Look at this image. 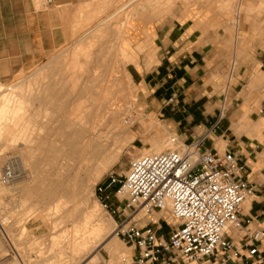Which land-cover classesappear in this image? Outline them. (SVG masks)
Returning a JSON list of instances; mask_svg holds the SVG:
<instances>
[{
  "label": "rangeland",
  "instance_id": "rangeland-1",
  "mask_svg": "<svg viewBox=\"0 0 264 264\" xmlns=\"http://www.w3.org/2000/svg\"><path fill=\"white\" fill-rule=\"evenodd\" d=\"M199 3L201 7L205 9V16L207 19L215 20L227 26L231 34L234 35L230 61L232 58H235L238 64H247L253 60V74L248 84L249 90L245 93L256 94L259 101V99L264 97V81L261 82L260 79L261 76L264 75V0H89L88 3L84 4L86 7L83 5L77 7V20L68 24L65 32V39L59 47L50 51L41 63L36 65L33 69L23 71L15 75L11 81L1 85L2 88L6 89L18 82L24 83L25 85L32 81L38 83L52 81L51 84L53 85L54 93L47 96L49 101L48 98L43 104L34 101L31 103L32 106H30L32 122L29 127L38 131V128L42 126L46 129L57 127L59 125L58 121L62 116L67 117L65 119L69 118L68 122H70V118H75L76 114L78 115L81 113L79 107L83 104V99L77 97L75 94L76 89L79 90L86 84L85 80L87 78L91 84L95 86L100 83L105 84V81H108L107 84L109 87H112L111 89L114 90L117 88L118 90L116 97L118 99L119 109H121L119 110V118L120 122H122V127L119 126L116 128V130L119 129L122 131L119 132V130H117L114 136H111L112 139L110 140L109 148L113 149L116 147L119 139L126 131H132L136 134L135 139L122 148L118 160L104 167L99 172L97 167H95L100 164L97 161L93 166H90L91 168L89 167L88 170H81V172L75 174L74 172H76L81 159L74 160L66 157L63 152H56L53 158L55 160H52L50 163H43L41 160L38 161L39 177L34 172L35 169L32 166L29 155L31 152L32 154H37L36 157L38 159L39 153L35 147L31 152L27 149L25 139H22L24 138V128L23 131L18 129L16 132V138H18V143L16 145H13V143L8 140L9 138L0 135V170L9 165L10 161L18 159L20 167L27 172L28 176L27 178L17 180L11 187H3L0 190V228L2 232L5 233H0V244L2 248L0 251V262L2 264L6 262V264H65L66 262V264H73L77 258H68L75 257L72 251L66 248L65 244L62 245L63 247L61 246V250V247L59 248L60 245H55L54 243L61 241L62 235L69 231L73 232L74 228L83 229L86 224L84 216H86L88 212L93 215L95 214L93 218L98 219L99 217V220H101V223L105 227L96 237L98 241L105 236H113L116 240L113 246L116 250L118 249V252H110L100 245L96 252L99 256V262L97 264H119L121 257L130 256V247L115 235V220L104 213L95 199V185L104 179L105 175L109 172L124 173L131 159L147 154L145 150L152 149L155 145L159 144V141L164 146L161 151L176 147V145H172L170 142V138L174 136L172 132H170L163 123L156 119L149 118L146 114L144 103L140 100L141 93L145 91L144 88L133 82L131 78L129 79L126 74V71L128 72L126 66L132 61L129 56L133 49V44L130 48V30L134 28L135 16L141 18L145 22H149L153 19H161L166 16H173L175 13H178L182 18H186L193 16L194 13L197 12ZM121 6L122 8L124 7V9H122ZM117 9H119V12L111 16L109 20L105 22V24L108 25L106 29L94 30L91 32V36L84 40L85 44L82 45L80 50L82 51L85 49V52L95 57L90 64L92 70L86 75L87 78H85V76L81 77L80 71L82 67L85 68L84 58L82 56H80L81 58L78 57V62L73 64L66 62V60L71 57L75 47V36H78L84 28H89L97 24L98 21L104 19L108 14ZM135 12H137L136 15ZM121 32L123 35H121L119 39V44L122 49L118 50L114 41L117 40V35ZM93 41L95 46L93 45L91 47L89 44L93 43ZM71 46H73V48ZM136 49L139 51L143 50L140 46H137ZM61 51L64 52L61 53ZM96 58L99 63L101 60L111 69V74L105 75L107 80H105L106 78L104 79L103 76H100V69L96 66L98 61L95 62ZM67 67L68 69H66ZM68 74L70 75L69 77ZM256 74L258 76H255ZM253 77L255 81H253ZM60 79L62 82L59 81ZM68 98H70V100ZM119 98L122 100L120 101ZM258 104V102H255V106ZM71 106H73V108ZM71 109L73 110L71 111ZM25 125H27V123H24L23 127ZM48 126L50 127L47 128ZM44 130H41V132ZM120 135L121 137H119ZM53 136V133H51L48 139L57 144L56 137ZM114 137L117 140H115ZM89 169H91L92 172H89ZM49 172L59 174L56 175V177L53 176L46 180H42L41 176L50 174ZM96 173H98V175H96ZM29 174L31 176L33 175V177ZM53 183H58L60 186L62 185V187H60L61 189L54 194L56 197H45L44 199L39 195L41 189H39V191L36 190V193H34L35 191L28 190L29 187V189H38L42 184L43 188ZM38 185H40V187H38ZM61 190H63V192ZM29 193H31V195ZM147 216L148 215L143 216L141 222ZM93 218L91 219L93 220ZM91 219H88L87 222H92ZM5 236L9 241L5 239ZM11 245L17 249V252L19 250L23 257H16V253ZM58 250H60V252ZM7 253L10 255L5 257ZM59 254H62V258Z\"/></svg>",
  "mask_w": 264,
  "mask_h": 264
},
{
  "label": "crops",
  "instance_id": "crops-1",
  "mask_svg": "<svg viewBox=\"0 0 264 264\" xmlns=\"http://www.w3.org/2000/svg\"><path fill=\"white\" fill-rule=\"evenodd\" d=\"M88 2L0 0V84L33 69L59 47L68 24L77 20V7ZM129 37L133 49L126 74L144 88L140 100L149 118L163 123L178 143L207 134L201 149L233 153L243 166V177L254 185L240 214L251 223L241 231L228 232L239 257L226 261L225 254L217 251L214 256L187 261L167 252L158 264H264V238L254 242L248 231L264 232V97L258 101L256 94L245 93L253 60L230 61L234 35L227 26L207 19L200 3L197 12L186 18L175 13L145 22L135 16ZM260 79L264 81V75ZM140 224L167 238L176 221L158 211ZM136 252L130 248L131 256Z\"/></svg>",
  "mask_w": 264,
  "mask_h": 264
},
{
  "label": "built area",
  "instance_id": "built-area-1",
  "mask_svg": "<svg viewBox=\"0 0 264 264\" xmlns=\"http://www.w3.org/2000/svg\"><path fill=\"white\" fill-rule=\"evenodd\" d=\"M206 137L177 145L179 140L173 136L170 141L175 148L135 157L124 173L109 172L95 185L96 201L115 220V235L137 251L121 257L119 264H158L167 252L187 261L211 257L217 251L225 254L226 261L239 257L228 232L241 231L251 223L240 214L254 185L243 177V166L233 153L201 149ZM26 175L9 163L0 170V185ZM154 211L176 221L167 238L140 224L143 216ZM139 212L143 215L138 216ZM248 231L254 242L264 238L260 229ZM0 233L4 234L1 228Z\"/></svg>",
  "mask_w": 264,
  "mask_h": 264
},
{
  "label": "bare ground",
  "instance_id": "bare-ground-1",
  "mask_svg": "<svg viewBox=\"0 0 264 264\" xmlns=\"http://www.w3.org/2000/svg\"><path fill=\"white\" fill-rule=\"evenodd\" d=\"M84 7H86V6H84ZM121 8H122V6H121ZM83 9H86V8H83ZM122 9H124V7ZM118 10L119 9H117L115 11L112 10L113 12L108 14L104 19L100 18L101 20L98 21L99 23L97 22V24H94V25H92L89 28H84L83 31L80 30L81 33L79 32L80 34L77 33L79 35L75 36L76 37V39H74L75 40V42H74L75 47H74V49L72 51L71 57L69 59H67L66 62H70L72 64L76 63V62H78V57L82 56L84 58V61H85L84 62L85 63V68L82 67V69H81V66H80L81 71H80V69H79V71L81 73V77L85 76V78H87L86 75L88 73H90L91 70H92V67L90 66V64L94 60L93 58L95 57V56L93 57L92 54H89L88 52H85L86 51L85 49L82 50V51L80 50L82 45L85 44L84 40L89 38V36H91V32H93L94 30L106 29L107 28L106 26H108V25H106L105 22L107 20H109V18L111 16H113L116 13H118L119 12ZM89 11H91V10H89ZM121 35H123L122 32L117 35L118 38H117L116 41H114V43L116 44V47H117L118 50L122 49V47L119 44V39L121 38ZM69 41H71V40H69ZM89 45L92 47L94 45V41H93V43H90ZM73 46H71V47L73 48ZM87 46H85V47H87ZM63 52L61 51V53H63ZM66 53H67V51H66ZM97 61H98V59L96 58L95 62H97ZM96 66H97L98 69H100L99 70L100 71V76H103L104 79L106 78L105 80H107V77H105V75H109L112 72L111 69L109 68V66H106L103 63V61H101V60H100V63L98 61ZM100 67H102V68H100ZM66 69H68V67ZM93 72H94V70H93ZM77 74H78V72H77ZM69 76L70 75L68 74V77ZM42 77H44V76H42ZM59 81H61V79ZM51 82L43 81L41 83H38L36 81H32V82H29V83H27L25 85H24V83L18 82L16 84H13V85L7 87L6 89L2 88V86H1L2 84H0V135L1 136H5L6 138H9L8 140H10L13 143V145H16L18 143V138H16V132H17L18 129L23 131V128H24V138H22V139H25V145H26L27 149L31 152L33 150V148L35 147V149L39 153V158L38 159L36 157L37 154H34V153L32 154V152H31V154H29L30 155V160L32 162V166L35 169L34 172L36 173V175H38V177L40 175L39 172H38L39 171L38 161L41 160L43 163H50L52 160H55L53 158H54V154L56 152L57 153L63 152V154L66 157L72 158L74 160H78V159L80 160L81 159V162L78 165V167L76 169V172H74L75 174L81 172V170H83V171L86 170V169L88 170V168L90 166H93V164L95 162H97V161L100 163V164L97 163L99 165L95 166V167H97L98 172L101 171L104 167H107L109 164L116 162L118 160L120 154H121L122 148L126 144H128L129 142L133 141L135 139V136H136V134L134 132L126 131V133H124V135L122 137H121V135L119 136L121 138L118 141V145L116 147H114L113 149L109 148L110 140L112 139V137L116 133L115 131L119 130V129L116 130V128L119 127V126L122 127V125H121L122 122H120V118H119V112H120L119 110H121V109H119V103H118V99L116 97L117 94H118L117 88L114 87L115 88L114 90L111 89L112 87H109L108 84H107L108 81H105L106 82L105 84L102 82L103 84L100 83L99 85L95 86V85H92L91 82L89 81V79L87 78L85 80L86 84L83 85V87H81L79 90L76 89V94H75V95H77V97L83 99V104L79 107V109L81 110V113H79L80 112L79 111L78 112L79 114L78 115L76 114L77 116L75 115V118L73 117L74 119L70 118L71 119L70 122H68L69 118L65 119L67 117H63L62 116L59 119V121H58L59 125L57 127H55V128L53 127V129H46L43 126L42 127L38 126L39 127L38 131H35V129L29 127L30 123L32 122L31 121L32 120V113L30 112V108H31L30 106H32L31 103H33L34 101H37L40 104H43V102L46 101V99L48 98L47 96L50 95L51 93H54L53 92V85L51 84ZM78 85H80V84H78ZM75 87H74V91H75ZM15 89H17V90H15ZM61 89H62V86H61ZM66 89H67V87H66ZM63 93H60V94H63ZM64 95H65V93H64ZM118 97H120V96H118ZM68 99L70 100V98H68ZM121 100L122 99H120V101ZM48 101H49V98H48ZM76 106H78V105H76ZM71 107L73 108V106H71ZM123 107H122V109H123ZM46 109H47V107H46ZM72 110L73 109H71V111ZM32 111H33V109H32ZM74 113H73V115H74ZM68 115H69V113H68ZM68 117H71V116H68ZM47 120H48V118H47ZM47 120H46V123H47ZM24 123H27V125H25L23 127ZM55 125H53V126H55ZM49 127L50 126H48L47 128H49ZM121 127H120V129H121ZM44 128H45V130H44ZM41 130H44V131L41 132ZM120 131H122V130H119V132ZM51 133H53V135L56 137V141L58 142L57 144L49 141L48 138H49V135ZM115 137H114V139L117 140ZM176 144L178 145L179 143L177 142ZM23 145H24V143H23ZM163 147H164L163 144L160 143V141H159V144L155 145L152 149H146L145 151H146L147 154L159 153V152H163V151H161L163 149ZM62 155H60V156H62ZM63 158H65V157H63ZM10 163L16 164L18 169H20V170L22 169L20 167V165H19V160L18 159L12 160V161H10ZM51 166H52V164H51ZM90 171H91V169H89V172ZM93 172L95 173L94 170H93ZM56 173H58V172H56ZM58 174H55V173L51 172L50 174L42 175L41 179L42 180H46L47 178H50V177H53V176L56 177V175H58ZM61 175H59V176H61ZM96 175H98V173H96ZM26 177H28V176L26 175ZM31 177H33V175ZM15 182H13L10 185H6V186L0 185V190L3 187L4 188L11 187L12 185H14ZM46 182H48V181H46ZM34 184H35V182H34ZM60 184H62V183H60ZM86 185H87V183H86ZM42 186H43V184L41 185V187H40V185H38V187H40L38 189L37 188L29 189L30 187L28 186L29 187L28 190L35 191L34 193H36L37 191H39V189H41L39 191V195L42 198L45 199V197H56L54 194L61 189L60 187H62V185L60 186V185H58V183L57 184L53 183V184H50L49 186L43 187V188H42ZM63 189H65V188H63ZM28 190H27V192H28ZM61 191L63 192V190H61ZM58 193H61V192H58ZM80 193H81V191H80ZM29 194L31 195V193H29ZM78 195H79V193H78ZM38 198H39V196H38ZM39 201H41V200H39ZM93 216L95 217V214L93 215L92 213L88 212L86 214V216H84L85 220H86V224H85V227L83 229L74 228L73 232L69 231V232L65 233L64 235H62V240L61 241H59L57 243H54L55 245L59 244L60 245L59 248L62 245L65 244L66 248H68V249H70L72 251V254L75 255V257H68V258L69 259L77 258L76 261L74 260L75 262L73 264H96L99 261V256L97 255L98 253L96 254V252H97V248L100 245H102L107 251H110V252H116L118 250V249L116 250L114 248V246H113L115 241H116L113 236L112 237L105 236L103 239L98 241V239L96 237L100 234V232L105 227L101 223V220H99V217H98V219H96V218H93ZM91 218H93V220ZM88 219L92 220V222H89L90 224L87 222ZM83 220H84V218H83ZM11 246H12L14 252L16 253V257H23L21 252H19V250H18V252H19L18 253L17 249H15V247L13 245H11ZM62 247H61V250H62ZM1 249L2 248H1V244H0V251H1ZM58 251L60 252V250H58ZM61 255H60V257H61ZM59 260H60V258H59Z\"/></svg>",
  "mask_w": 264,
  "mask_h": 264
}]
</instances>
